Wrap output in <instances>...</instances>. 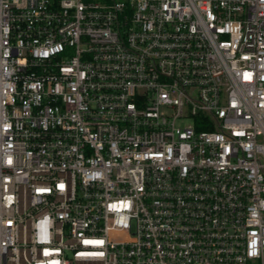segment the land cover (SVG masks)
Segmentation results:
<instances>
[{
	"label": "built area",
	"instance_id": "obj_1",
	"mask_svg": "<svg viewBox=\"0 0 264 264\" xmlns=\"http://www.w3.org/2000/svg\"><path fill=\"white\" fill-rule=\"evenodd\" d=\"M0 264H264V0H0Z\"/></svg>",
	"mask_w": 264,
	"mask_h": 264
}]
</instances>
